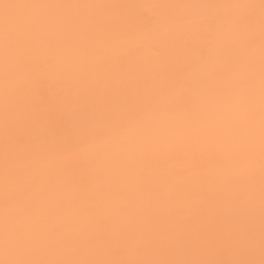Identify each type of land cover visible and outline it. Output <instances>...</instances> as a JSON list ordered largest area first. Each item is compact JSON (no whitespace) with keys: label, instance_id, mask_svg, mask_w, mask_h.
I'll return each mask as SVG.
<instances>
[{"label":"snow or ice","instance_id":"1","mask_svg":"<svg viewBox=\"0 0 264 264\" xmlns=\"http://www.w3.org/2000/svg\"><path fill=\"white\" fill-rule=\"evenodd\" d=\"M0 264H264V0H0Z\"/></svg>","mask_w":264,"mask_h":264},{"label":"bare ground","instance_id":"2","mask_svg":"<svg viewBox=\"0 0 264 264\" xmlns=\"http://www.w3.org/2000/svg\"><path fill=\"white\" fill-rule=\"evenodd\" d=\"M14 2H45V3H114L124 5H135V4H162V3H188V2H229V0H14ZM259 2V0H254ZM126 15L132 20L137 22V30L142 31L144 28L143 20L147 17H155L158 14V10L154 9H126ZM146 13V16L143 15ZM166 51V48H162V52ZM143 58L146 64H156V59L153 58L148 48L143 49ZM44 82L40 84L39 91L43 95L54 97L56 93L67 90L73 86L71 79H62L55 73H50L43 78Z\"/></svg>","mask_w":264,"mask_h":264}]
</instances>
